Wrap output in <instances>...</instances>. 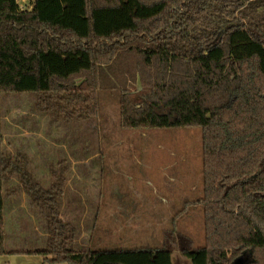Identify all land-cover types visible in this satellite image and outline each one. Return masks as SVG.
I'll use <instances>...</instances> for the list:
<instances>
[{"label": "trees", "instance_id": "trees-1", "mask_svg": "<svg viewBox=\"0 0 264 264\" xmlns=\"http://www.w3.org/2000/svg\"><path fill=\"white\" fill-rule=\"evenodd\" d=\"M0 0V255L7 252L4 181L21 177L48 217V264H264V0ZM141 83V105L130 98ZM119 88L127 127L203 128L206 241L169 231L161 248L78 250L27 155L2 149L3 92H32L55 119H88L98 89ZM63 177L54 173V179Z\"/></svg>", "mask_w": 264, "mask_h": 264}, {"label": "rangeland", "instance_id": "rangeland-1", "mask_svg": "<svg viewBox=\"0 0 264 264\" xmlns=\"http://www.w3.org/2000/svg\"><path fill=\"white\" fill-rule=\"evenodd\" d=\"M19 2L28 7L33 0ZM148 94L140 82L130 88L137 105ZM121 95L111 85L99 88L95 116L65 121L41 110L36 93L3 92L2 149L26 154L28 170L42 188L59 182L60 215L75 226L78 250L161 248L169 231L205 245L203 128L124 126ZM54 173L63 178L54 179ZM3 192L7 252L0 264L43 263L48 217L24 190L20 175L9 176ZM252 259L250 251L234 264ZM173 261L192 264L179 250Z\"/></svg>", "mask_w": 264, "mask_h": 264}, {"label": "built area", "instance_id": "built-area-1", "mask_svg": "<svg viewBox=\"0 0 264 264\" xmlns=\"http://www.w3.org/2000/svg\"><path fill=\"white\" fill-rule=\"evenodd\" d=\"M20 5H21V3H20ZM24 6H25V5H24ZM32 7H33V5H31V6L28 5V7H27V5H26L25 7H23V6L21 5V8H22V9H31Z\"/></svg>", "mask_w": 264, "mask_h": 264}, {"label": "crops", "instance_id": "crops-1", "mask_svg": "<svg viewBox=\"0 0 264 264\" xmlns=\"http://www.w3.org/2000/svg\"><path fill=\"white\" fill-rule=\"evenodd\" d=\"M41 264H48V263L45 262V257H44V261H43V263H41ZM62 264H63V263H62Z\"/></svg>", "mask_w": 264, "mask_h": 264}]
</instances>
